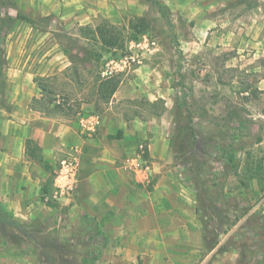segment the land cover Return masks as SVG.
<instances>
[{
    "label": "crops",
    "instance_id": "1",
    "mask_svg": "<svg viewBox=\"0 0 264 264\" xmlns=\"http://www.w3.org/2000/svg\"><path fill=\"white\" fill-rule=\"evenodd\" d=\"M14 1L19 5L26 2L39 7L40 13L52 17V23L78 26H95L99 19H110L119 9L118 0ZM260 2L257 0V3ZM217 22H220L221 28L234 23L226 18ZM235 22L239 25L220 32L197 31L196 47L192 52L198 55L204 48L207 50V46L216 49L215 44L210 45L211 41H217L218 47L222 46L225 51L238 46L242 51L240 62H213V68L223 67L226 72L238 69V73L245 76V82H255L258 94L264 100V14L257 7L254 17ZM18 48L20 46H17L14 55L15 50H8L5 46L8 61L6 82L11 90L5 91L8 94L4 98L9 100L11 107L8 110L0 108V206L7 213L16 220H27L42 208L51 210L43 202V192L47 191L46 186L51 182V172L66 154L78 149L79 186L71 198L55 202L59 208L77 215L78 221L82 216L94 219L102 233L100 241L103 244L97 264H238L239 248L230 249L225 242L231 239L246 216L230 230L218 234L215 247L205 244V218L199 213L195 192L179 166L173 163L170 126L166 119L156 115L154 117L159 118H154L152 122L151 119L144 121L120 116L115 110L116 105H122L123 100L130 98V90L123 92L124 87L120 86L113 95L116 100L113 102L111 98L103 115H99L101 123L97 131L91 136H81L76 132H80L77 122L75 127L69 125L58 110L53 109V114H47L32 106V100L43 95L21 86L32 76L50 75L40 73L41 69L56 68V56H52L56 53L54 47L38 57L18 56ZM58 55L67 60L62 49H59ZM253 61L255 65H252ZM70 64L68 61L67 66ZM141 80L135 81L133 88L136 92L143 91L148 103L157 99L166 101V87L160 79ZM213 81L212 85H223L219 76L211 78L210 83ZM231 83H236V80H231ZM248 94V89L239 91L241 96ZM60 100L57 98L55 101L59 104ZM81 105V108L92 109L88 103ZM164 106V113H167L166 102ZM27 140L34 141L38 146L41 162L25 155ZM261 144V140L255 142L256 146ZM133 162H143L148 170L145 173L142 171L143 174L133 171ZM252 188L257 191L256 182L252 183ZM224 191L232 194L226 188ZM248 201L250 199L244 194L241 205L251 207L250 212L258 209L264 215V202L247 205ZM234 214L236 211L230 213L229 218ZM214 236L211 235L212 238ZM238 240L235 238L237 245L240 244ZM220 247L223 249L220 250ZM0 264L35 263L29 257L12 253L1 256Z\"/></svg>",
    "mask_w": 264,
    "mask_h": 264
},
{
    "label": "rangeland",
    "instance_id": "2",
    "mask_svg": "<svg viewBox=\"0 0 264 264\" xmlns=\"http://www.w3.org/2000/svg\"><path fill=\"white\" fill-rule=\"evenodd\" d=\"M236 1L118 0V12L113 13L110 19H101H107L123 28L126 37L124 48L101 51L97 46L94 48L92 46L101 53L102 58L99 61L88 59L84 64L76 62L68 66L69 60L58 55L59 49L70 44L71 53L76 55L78 47L91 45L78 36L80 35L78 29L81 26L63 22L52 23L50 15L40 13L39 7L25 2L18 4V10L24 18L32 21V25L25 21L17 22L9 32L5 46L8 50L14 49V55L17 46H20L18 56L26 57L42 56L45 50L54 47L53 51L56 53L54 52L52 56H56L54 57L58 63L56 68L41 69L40 73L47 72L50 75L32 76L28 79V84L24 83L21 86L30 92L36 90L43 95L33 99L31 103L42 112L53 114L55 105H64L68 112L59 111L58 114L64 116V120L74 127L79 116L83 114L103 115L111 99L103 102L97 98L96 80L117 74L120 82H123L119 87H124L123 92L130 90V98L123 100L122 105L117 104L115 110L124 118H138L144 121L151 119L153 122L154 118H159L154 116L160 115L166 119L165 122L170 126V148L175 159L173 163L179 166L184 176L190 174L195 181L198 205L209 213H213L209 196L215 195L217 189L210 188L211 182L206 179V173L197 171L195 163L199 162L211 175L220 177L225 164L215 152V144L221 146L229 144L228 138L221 136L223 135L221 131L228 126L231 133L242 131L233 144L234 148L238 149L237 174L226 176L225 180L220 179L221 182L224 181V188L232 193L228 194L227 203L230 207H236L238 211L236 215H239L244 208L249 207L241 205L244 194L248 200L250 199L247 205L253 202L261 205L264 202V117H261L264 114V100H261L255 82H245V76L238 73V69L236 72H226L223 67L213 68V62L218 64L226 60L240 62L242 51L238 46L225 51L222 50V46L218 47L217 41H211L210 45L215 44L216 49L214 46H207V50L204 48L198 55L192 52L196 47L194 40L197 31L220 32L239 25L235 20L254 17L257 7H260L261 13L264 14L263 0L261 4L257 3V0H246L248 8L238 5ZM3 10L4 8L0 6V11ZM133 16L145 17L149 25L146 32L137 38L132 37L127 29L128 19ZM224 18L234 22L232 26L219 27L220 22L217 21ZM213 20L216 22H210ZM143 38L153 41L155 45L150 48L144 47ZM73 39H79L76 46L73 45ZM214 49L216 51H213ZM129 55L134 57V61L127 60ZM252 65H255V61ZM33 68L37 71L35 66ZM215 76H219L222 86L212 85L215 80L210 83L211 78ZM148 78L162 81L166 87V101L157 99L153 103H148L143 91H135L133 83ZM231 80H236V83L232 84ZM239 89H248L249 94L241 96ZM10 90L11 88L8 89L7 86L5 91ZM6 92L4 95L7 97ZM57 98L61 99L59 104L55 101ZM112 100L114 102L116 99L112 96ZM165 102L168 107L167 113H164ZM83 103L90 104L92 109L81 108ZM10 107L8 99L4 97L0 99V108L8 110ZM232 112L237 113L238 118L242 120L241 124L236 119H229ZM188 116H191L194 139L179 137V131L188 124ZM259 138L262 144L256 146L255 142ZM58 166L59 163L56 169ZM56 169L51 172V182L46 186L48 189L43 199L45 206L51 210L42 208L33 218L27 220L17 218L16 226L0 223V257L19 251L20 255L31 258L35 264H65L63 260L70 259L68 253L82 248L85 238L81 234L77 215H71L65 208H59L57 202L50 198ZM197 176L205 182L204 188L210 194L204 193L200 182L194 179ZM253 182L257 183V191L252 188ZM212 216L213 223H216L214 213ZM246 242L248 243L247 240ZM245 256L250 258V253L246 252Z\"/></svg>",
    "mask_w": 264,
    "mask_h": 264
},
{
    "label": "trees",
    "instance_id": "3",
    "mask_svg": "<svg viewBox=\"0 0 264 264\" xmlns=\"http://www.w3.org/2000/svg\"><path fill=\"white\" fill-rule=\"evenodd\" d=\"M236 3L241 6L244 5V7L248 8L246 0H237ZM0 6L1 8H4L3 11H0V99H2L7 87L6 71L8 67V61L5 51L7 36L17 22L25 21L32 25V21L23 17V15L18 10V4L14 0H0ZM11 12H14L15 14L13 15ZM148 26V21L145 17L133 16L128 19L127 29L131 33L132 37L137 38L146 32ZM78 30L80 33L78 36L87 40L91 45L78 47V52L76 55L71 53L70 44L69 46L63 47V54L71 63L81 62L84 64L85 62H88V59H93L94 62L99 61L102 58L101 53H98L96 49H93L95 46H97L101 51L121 50L124 48L126 37L123 32V28L112 24L107 19H100L95 26H81ZM73 41V45L76 46L77 42H79V39H73ZM119 84L120 77L117 74L103 79L98 78L96 80L95 86L97 98L103 102H108L117 91ZM40 86L41 85L39 83V87ZM184 103H186L185 98ZM63 106L64 105H55L54 108L61 113L68 112ZM190 119L191 116H188L187 126L184 127L183 130L179 131L180 138H195L192 121ZM229 119H236L240 124L242 121L238 118L237 113L233 112L229 114ZM221 132L223 134L221 136L228 138L227 140L229 144L225 146L215 144V152L218 154L221 162L225 164L224 171L221 173L220 177L217 175H211L209 173L210 171L202 166V164L199 162L196 161L195 163V169L197 171L206 173V179L211 182L210 188L217 189L215 195L211 194L209 196L211 210L217 219L216 223H213V213H209L204 209V207L201 209V207L198 206L199 213L201 214L202 218H205L203 221L204 242L210 248L215 247L218 242V234L230 230L240 218L246 216L243 222L232 234L231 239L225 242V245L227 244L230 249L236 247L239 248L240 258L238 260V264H262L264 260V215L259 210L250 212L251 208L247 207L244 208L242 214H235L233 215V219H230L229 214L238 211L236 207H230V205L227 203L229 195L224 191V181H220L222 178L225 180L226 176L237 174L239 163L236 154L238 149L234 148L233 144L238 140L239 133L241 134L242 131H235L236 133H231L232 131H230V127L228 126V128H225ZM260 140L261 139L259 138L257 142ZM38 153L39 148L35 142L32 140H27L25 143V155L30 159L41 162L42 160ZM185 176L189 186L196 193L197 190L195 189L196 187H194L195 181L192 180V177L189 173L185 174ZM194 179H197L200 182L203 189L205 190L204 193H206L207 190L204 188L205 182L201 181L199 176L194 177ZM43 193L44 195L46 194V192ZM208 194L210 193L207 192V195ZM0 223L11 226L17 225L16 219H14L11 214L7 213L1 206ZM212 223L214 226H212ZM79 224L81 228V234L84 236L85 241L82 242V248L76 249L75 251L72 250V253H68L70 259L63 260V262L65 264H97L100 250L103 245L100 241V236H102V233L98 229L94 219H91L87 216L80 217ZM211 235H215L214 238H212ZM235 238L240 240L239 245L236 244ZM221 249H223V247H220V250ZM246 252L250 253V258H246ZM15 254L21 253L16 251Z\"/></svg>",
    "mask_w": 264,
    "mask_h": 264
},
{
    "label": "built area",
    "instance_id": "4",
    "mask_svg": "<svg viewBox=\"0 0 264 264\" xmlns=\"http://www.w3.org/2000/svg\"><path fill=\"white\" fill-rule=\"evenodd\" d=\"M144 47L150 48L154 46L153 41L143 38ZM131 51V47L129 49ZM127 60H133L134 57L129 55ZM107 74V73H106ZM111 74V72H110ZM100 116L97 114H88L79 116L77 119L78 129L82 135L91 136L100 126ZM79 170H80V150L73 149L60 160L52 181V189L50 198L59 201L62 198H69L77 190L79 186ZM132 170L143 174L148 167L142 162L141 164L133 162ZM143 171V172H142Z\"/></svg>",
    "mask_w": 264,
    "mask_h": 264
}]
</instances>
